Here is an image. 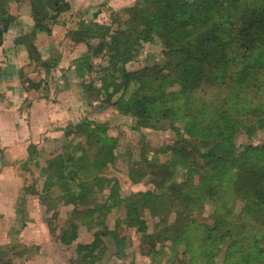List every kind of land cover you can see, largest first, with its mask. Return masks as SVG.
Segmentation results:
<instances>
[{
	"label": "rangeland",
	"instance_id": "rangeland-1",
	"mask_svg": "<svg viewBox=\"0 0 264 264\" xmlns=\"http://www.w3.org/2000/svg\"><path fill=\"white\" fill-rule=\"evenodd\" d=\"M68 1L71 11L59 17L57 26L49 22L52 35L44 33V38L38 43L43 54H50L53 61H47V67L44 65L46 60L38 63L36 68L33 67L36 74L32 82L42 88L35 92V99H46L56 109L58 106L62 107L57 114L58 125L52 128L54 137H45L47 133L33 135L39 144L45 139L46 143L50 141L52 145L37 150L33 154L34 161L27 164V161L6 162L4 152H0L4 159L0 161V194L6 189L19 191L25 183L31 185L33 182L34 190L43 191L48 181L54 177L56 167L59 168L64 160L73 158L79 161L85 155L87 161L83 167L86 173L83 175L88 173L92 180L96 176L101 179L97 182L93 180L95 196L90 197L89 206L78 207L81 217L89 226L90 238L95 239V233L103 234L105 229H110L116 231L122 241L119 246L113 238L104 239L106 251L95 255L92 258L94 263L88 264H224L228 243L221 237L226 226L233 224L240 229L249 224V218L239 217L244 202L227 198L228 201L222 206L206 199L201 207L192 210L189 201L193 196L187 197L178 190L176 193L169 186L183 187L188 193L196 188V196L205 190L204 179H200L207 174L209 164L199 158L198 166L187 164V160L198 157L196 148L202 147L200 139H193L185 134L188 142L182 143L176 135L179 129L184 130L182 122H177L174 127H171L169 121H165L155 123L153 128H139L138 120L121 100L122 92L115 93L116 86L122 80L121 68H126L134 75L129 92L124 97L125 101L137 93H150L158 85L150 84L149 80L165 65V52L168 49L160 29L149 30L147 16L139 15L135 11H144L149 7L141 0ZM250 3V0H240L236 6L230 8L229 1H226L217 16L219 22L224 24L223 33L228 34L233 42L232 51L240 57L248 45L258 47V39L249 32V28H252L249 11L253 8ZM182 8L186 9L187 4ZM30 10L29 0H0V16L4 14L2 16L5 18L12 14L16 20L20 17L26 18L30 15ZM82 22L99 28L96 27L91 34L84 33L90 37L86 41L88 43H75L67 34L77 30ZM24 26L31 27V24L25 23ZM2 27L0 22V29ZM99 31L105 34L104 37H100ZM30 36L31 34L22 36L19 40L23 42L24 38ZM24 41L31 45L30 38ZM100 46H103V50L96 54ZM55 62L57 67L49 70L46 75V70ZM261 65L264 66V57L251 60L247 67L259 68ZM163 74L167 75V71ZM42 76H46L47 81ZM252 80L247 86L250 87L249 92L239 95L246 98L245 104L240 106L230 100L231 108L240 116L239 121L251 124L256 130L254 136L246 131L237 134L235 142L240 151L249 144H264V74L258 72ZM213 84L214 82H208V85L189 93L192 98L186 110L191 112L196 106L200 108L201 104H205L203 107L210 112L214 111L213 107L221 108L227 99L228 90L220 82L216 86ZM163 86L166 87L162 93L163 107L182 103L184 98L180 79L174 75L165 77ZM111 93L114 95L109 98ZM189 94L184 93V97ZM112 145L115 146V161L98 173L90 165L102 147ZM78 191L77 187L73 189L75 193ZM164 192L173 196L165 197ZM62 193L60 186H54L49 197L46 200L41 197L40 202L42 205L46 202L51 209L59 212L58 219H52L57 228L56 235L68 226L73 215V210L62 208L66 199L62 197ZM45 195L48 193H43L42 196ZM133 195H144L147 206L153 213L158 214L155 216L148 210L141 214L150 228L148 237L142 236L135 228L126 224L128 205L136 200ZM157 195L164 196L162 202L156 201ZM124 200H128V205L123 204ZM29 201V196L23 194L17 200L20 222L17 227H11V222L6 225L0 216V248L8 247L14 240H19L18 230L22 229L28 206L40 207L38 201ZM116 202H120L119 207L109 214L100 209ZM1 203L9 202L1 196ZM6 205L10 207L11 204ZM93 207L97 208L94 216L86 211ZM178 211L184 213L183 218L191 217V222H187V230L179 233V240L172 244L165 241V238L169 235L177 236L167 229L178 219ZM47 214L46 220L52 218V211ZM181 218L182 216L179 220ZM193 221L195 223L192 224ZM215 226H220L219 230L207 233L208 229ZM236 234L240 235V231L237 230ZM208 236L213 241L206 242ZM261 240L260 245L264 248L263 239ZM186 243L191 244L190 251L187 250ZM30 249L31 253L18 247L5 258L22 264L34 256L35 250L33 247ZM66 256V264H82L77 259L76 247Z\"/></svg>",
	"mask_w": 264,
	"mask_h": 264
},
{
	"label": "trees",
	"instance_id": "trees-1",
	"mask_svg": "<svg viewBox=\"0 0 264 264\" xmlns=\"http://www.w3.org/2000/svg\"><path fill=\"white\" fill-rule=\"evenodd\" d=\"M226 1H229L230 8H232L240 0H141L149 9L146 8L144 11L135 9V11L139 15L145 14L147 16L149 30L160 29L168 49L165 52V65L159 68V71L149 80L152 85L158 83L155 88H152V92L137 93L126 101L124 97L129 92L134 75L126 68H121L122 80L116 86L115 93L122 92L121 100L126 103V108L138 120L137 126L139 128H153L155 123L165 121H169L171 127H174L177 122H182L184 132L179 129L176 134L182 143L188 142L184 136L185 134L193 139H200L203 148L197 147L198 157L187 160V164L198 166V158L209 164L210 169L200 179V181L204 179L205 190L201 192V195L196 196V188H193L190 193L184 191L185 188L177 185H170L169 189L174 188L176 193H178L177 190L182 191L181 194L187 197L193 196V199L190 198L189 201V207L192 210L201 207L202 202L206 199L222 206L228 201L227 198L244 202L239 217L249 218V224L243 225L240 229H237L238 226L233 224L226 226L221 237V239L227 240L228 243L224 264H264V248L260 245L261 239L264 242V144L261 146L249 144L244 146L242 151L239 150L235 142L237 134L246 131L254 136L256 130L251 124H243L242 120L239 121L240 116L233 111L230 105V100H234L240 106L245 104L247 102L246 98L239 95L249 92L250 87L247 86L253 81L252 77L256 73L264 74L263 65L258 66L259 68L256 66L247 67L251 60L264 57V0H250L253 8L249 11V23L252 27L249 28V32L258 39V47L256 48L253 44L248 45L242 57L232 51L233 42L228 34L223 33L224 24H221L219 18H217ZM29 2L35 26L31 36L24 38L23 43L24 40L30 38L31 45L27 42L24 44L28 48L29 58L32 62L30 66L35 70V66L45 60H42L41 54L34 45V40L38 34L42 33L51 36L52 26L50 25L57 26L59 17L71 11V4L68 0H29ZM186 4L187 8L183 9L182 6ZM2 15L0 16V22L3 25L0 29V46L3 45L5 33L11 24L16 21L13 15L6 16V18ZM96 27L98 26L82 22L79 24L78 29L70 31L67 37L75 43H88L86 41L90 37H87L84 33L91 34ZM98 34L100 37L105 35L101 31ZM100 47L96 54H100L103 50V46ZM47 61L50 63L53 59L45 61L44 65L46 67L48 66ZM56 67L55 62L46 70V74L48 75V71ZM164 71H167V75L163 74ZM170 75L180 79L184 100L173 107H163L162 93L166 88L163 83L165 77ZM208 82H214L213 85L215 86L220 82L222 86L226 87L228 94L224 105L221 108L213 107L214 111L212 112L203 107L205 104H201L200 108L196 106L191 109V112L190 110L187 111L190 98H192L190 94L208 85ZM40 88V85L28 80L26 89L39 90ZM204 90L202 89V91ZM184 93L190 94L188 97H184ZM113 95V93L109 94V98ZM101 135L105 136L102 132ZM114 150V145L102 147L90 166L101 173L109 164L115 161ZM36 152L37 146L31 144L28 148L29 159L26 164L29 161H34L33 154ZM86 159L87 156L83 155L79 161H75L73 158L64 160L59 168L56 167L54 177L48 181L49 183L43 191L34 190V182L31 185L25 183L23 187V195H38L40 199L43 197V200H46L51 189L54 186H60L63 191L62 197L66 198L63 201L64 204L74 206L73 215L68 226L56 235L57 228L52 219H58L59 212L51 209L44 202L45 206L48 205L47 213L51 211L53 213L52 218L46 220L50 233L64 246H72L78 240L80 226L84 225L89 228L81 217L82 214L79 212L78 207L89 206L90 197L95 196L93 180L97 182L101 179L96 176L92 180L91 174L88 173L83 175L86 173V169L83 167L87 161ZM24 167L25 165H23V169ZM64 175H66V178H63ZM75 187L79 190L77 193L73 192ZM43 193H48V195L44 197L42 196ZM164 195L169 198L173 196L169 192H164ZM133 197L136 200L129 205L128 200L123 202V204L128 205V222L126 221V224L130 228H135L142 236L148 237L150 228L141 214L144 210L152 213L153 210L147 206V202L143 198L144 195H136V197L133 195ZM155 199L157 202H162L164 196L157 195ZM119 204L120 202L108 204L100 209L109 214L118 208ZM90 209L86 211L94 216L97 208ZM177 213L178 219L173 225H169L167 229L169 232L173 231L177 236L169 235L165 238V241L172 244H176L179 240V233L187 230V222H191V217L183 218V212L178 211ZM153 214L158 215L157 213ZM181 216L182 218L179 220ZM165 221L163 220V222ZM193 223L195 222L193 221ZM220 226L208 229L207 233L219 230ZM237 230L240 231V235L236 234ZM94 236L95 239L91 244H78L76 247L77 259L82 264L94 263L92 258L106 251L107 247L104 239L113 238L119 246L122 243L120 236L114 230L105 229L103 234L98 232ZM259 236H262V238L260 239ZM205 240L209 243L213 241V238L208 236ZM185 245L187 250L190 251L191 244L186 243ZM18 247L17 244H12L0 248V264H15L14 260H6L5 257L9 252L17 250Z\"/></svg>",
	"mask_w": 264,
	"mask_h": 264
},
{
	"label": "crops",
	"instance_id": "crops-1",
	"mask_svg": "<svg viewBox=\"0 0 264 264\" xmlns=\"http://www.w3.org/2000/svg\"><path fill=\"white\" fill-rule=\"evenodd\" d=\"M25 23L27 25L30 23L31 27L24 26ZM33 28L34 21L30 10L29 16L20 17L11 24L4 35L3 45L0 46V152H4L6 162L28 161V148L31 144L37 146L38 151L42 147L49 148L52 142L46 143L44 139L43 143L39 144L33 135L47 133L45 137H54L52 128L57 127L56 119L59 116L57 114L62 109L59 106L57 109L52 107L46 99H35V92H39L42 88L26 89L28 80L34 81L33 76L36 71L30 66L32 62L27 46L19 38L31 34ZM43 35L44 33L37 35L34 45L41 54L42 60H47L51 58L50 54L44 55L38 44L44 38ZM42 78L47 79L46 76ZM4 159L0 153V161ZM23 187L24 185L19 191L6 189L2 193L4 195L0 194V197L3 196L11 204L10 207L6 205L9 203L0 204V216L7 223L6 225L11 222V227L20 224L16 204L23 194ZM29 198V202L38 201L40 207L28 206L25 225L18 230L19 240H14L13 243L23 251L27 249L26 251L29 252L32 247L35 250L34 256L22 264H66V254L69 251L75 249L78 244H91L94 241V238H90L89 228L83 225L80 226L78 240L72 246L62 245L50 233L46 222L47 206L40 204V196L32 195ZM62 208L70 211L74 209L72 205L65 204ZM70 255L72 257L73 254L70 252Z\"/></svg>",
	"mask_w": 264,
	"mask_h": 264
}]
</instances>
